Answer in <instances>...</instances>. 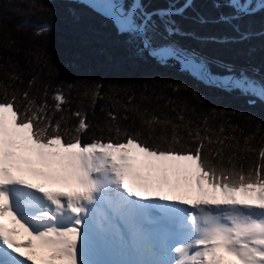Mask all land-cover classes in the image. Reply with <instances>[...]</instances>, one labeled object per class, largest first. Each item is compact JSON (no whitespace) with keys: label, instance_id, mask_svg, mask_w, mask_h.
Masks as SVG:
<instances>
[{"label":"snow or ice","instance_id":"obj_1","mask_svg":"<svg viewBox=\"0 0 264 264\" xmlns=\"http://www.w3.org/2000/svg\"><path fill=\"white\" fill-rule=\"evenodd\" d=\"M71 2L112 21L117 35L128 37L124 43L134 46L136 57L144 58L146 53L165 67L170 61L178 63L181 70L210 86L248 97L249 105L264 103V77L258 67L237 71L231 63L209 61L175 41L154 45L152 35L162 27L165 40L180 36L201 44L250 42L264 37V27L254 30L242 21L264 12V0H209L215 17L197 11L196 0H166L167 7L151 11L143 0ZM39 10L44 12V6ZM188 10L191 17L185 15ZM175 17L200 26L227 25L233 34L185 31ZM34 28L36 36L51 30L46 21ZM247 51L251 55L255 47ZM209 63L224 74H213ZM33 83L29 81V86ZM4 95L0 264H92L88 225L93 222L119 245L150 250L159 257L157 264H168L170 251L176 254L175 264H264V148L258 153L261 162L245 171L206 158L203 139L209 138L201 139L198 132L194 148L151 145L131 135L123 141L83 143L88 125L79 112L73 113L80 117L77 134L63 139L67 130L61 133L59 121L52 126L46 101L37 105L24 92L26 105L18 107L15 94L8 98L5 88ZM53 99L54 115L63 110L66 98L58 89ZM258 127L264 128V122ZM180 205H191V210ZM161 217L166 221L160 230L163 235L152 227ZM180 238L185 242L172 249L170 241Z\"/></svg>","mask_w":264,"mask_h":264},{"label":"trees","instance_id":"obj_2","mask_svg":"<svg viewBox=\"0 0 264 264\" xmlns=\"http://www.w3.org/2000/svg\"><path fill=\"white\" fill-rule=\"evenodd\" d=\"M143 3L149 11L168 6L166 0ZM41 5L44 12L39 10ZM194 7L205 16L217 15L209 0H196ZM185 15L191 17L193 12ZM175 19L183 30L200 35L233 34L227 25L200 26L190 19ZM45 21L51 30L34 35V26ZM249 23L254 30L264 27V12L242 21L245 26ZM78 27L82 33L74 30ZM157 33L163 34V28ZM171 38L209 61L231 63L237 71L258 67L264 77V37L243 44ZM126 39L117 35L112 21L71 0H0V101L5 99V88L8 98L15 94L18 107L26 105L24 92L37 105L46 101L52 126L59 121L61 133L67 130L63 139L77 134L80 117L73 113L79 112L88 125L83 143L123 141L131 135L151 145L194 148L198 132L201 139L209 138L203 139V155L213 162L245 171L261 162L258 153L264 148V128L258 122H264V103L249 105L248 97L210 86L181 70L178 63L161 66L146 53L138 58L134 46L124 43ZM250 46L255 47L251 55ZM209 69L224 74L215 63H209ZM29 81L34 83L29 86ZM58 89L66 103L53 115Z\"/></svg>","mask_w":264,"mask_h":264},{"label":"rangeland","instance_id":"obj_3","mask_svg":"<svg viewBox=\"0 0 264 264\" xmlns=\"http://www.w3.org/2000/svg\"><path fill=\"white\" fill-rule=\"evenodd\" d=\"M78 23L83 25V23H81L79 21H78ZM74 30L82 33L81 27H78ZM157 32L152 34L154 45H162L165 43H169L171 41L177 42L176 40H174L172 38H169V40H165L162 38L163 34L162 33L158 34ZM157 39H158V41H157ZM190 69L196 75L200 74L198 69H196L194 66H190ZM159 202L160 203H169V204H171V203L179 204L178 201H159ZM180 206L188 208V209L191 207V205H188V206L180 205ZM88 227H89V242H90V250H91L90 259L92 261V264H154L155 261L159 260L158 257L154 256L150 250H146V249H136V250H138L137 252H134L130 248L128 250H126L125 247H123L121 250L114 249L115 243L112 240H109L104 236V232L101 231L99 227H97L95 222L88 225ZM80 228L84 229L85 225H81ZM91 232H92V234H91ZM94 234H95V236H94ZM82 235H83V233H82ZM100 242H102L103 244ZM98 243H100V244H98ZM130 253H135V254L132 255ZM113 254H114V259H115L114 262L112 261ZM146 254H148V256H146ZM149 255L151 257H149ZM145 257H148V259L151 258L152 261H154V260L155 261L150 262V261L146 260ZM155 264H156V262H155Z\"/></svg>","mask_w":264,"mask_h":264},{"label":"bare ground","instance_id":"obj_4","mask_svg":"<svg viewBox=\"0 0 264 264\" xmlns=\"http://www.w3.org/2000/svg\"><path fill=\"white\" fill-rule=\"evenodd\" d=\"M157 41H158V39H157ZM165 224H166V221L164 219H157L152 227L158 233H160V230L164 228ZM161 235H163V234H161ZM183 242H185V241L182 238L176 239L174 241H170L172 249H174L175 247L179 246ZM158 259H159V257H158ZM175 261H176V254L174 253V251H170L169 252V256H168V264H175Z\"/></svg>","mask_w":264,"mask_h":264}]
</instances>
